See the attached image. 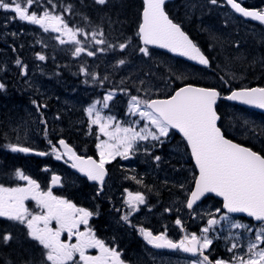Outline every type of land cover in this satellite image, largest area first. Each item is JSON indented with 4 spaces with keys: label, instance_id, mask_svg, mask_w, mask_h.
<instances>
[{
    "label": "snow or ice",
    "instance_id": "6c2138e0",
    "mask_svg": "<svg viewBox=\"0 0 264 264\" xmlns=\"http://www.w3.org/2000/svg\"><path fill=\"white\" fill-rule=\"evenodd\" d=\"M95 2L104 5L107 0H95ZM37 3L38 0H0V10L11 11L15 14L14 18L39 25L45 32L49 30L66 32L70 37L67 42L77 45L73 51L74 56L85 52L88 56L96 55L95 51L80 46L81 40L76 39L77 34L84 35L85 39H88L89 34L84 33L80 28L69 27L62 16L53 15L49 11H44L42 15L31 11L33 5ZM143 3L142 22L138 28L139 38L145 45L139 49L141 53L145 56L149 55V49L146 46L156 45L197 61L201 65H209V59L201 49L182 31L179 24L169 18L164 9L165 0H143ZM210 3L215 5L218 0H210ZM227 4L242 16L264 24V9L250 10L243 7L237 0H227ZM90 36L96 45L106 43L104 39H97V36H103L102 32H92ZM60 43L64 44L66 41L60 39ZM127 46V43L118 45L120 50H124ZM109 47L116 46L109 45ZM99 51L104 49L101 48ZM38 59L43 61L45 56L38 55ZM16 63L20 65L21 61L17 60ZM118 64H125V60L120 59ZM81 72L92 75L93 79H96L95 74L88 73L85 68H81ZM5 87V84L0 82V90H4ZM112 98V93L104 96L105 108L108 107L107 102ZM219 98L221 93L214 87H195L190 84L176 90L173 95L165 99L141 100L137 96H132L129 101V112L133 115L138 114L148 122L140 131H136L134 127H121L119 123L115 125L114 130H109L115 118L102 117L94 103L86 109L89 117H92L95 112V118L91 119L90 123L98 125L99 133L108 137L107 140H100L97 136L99 143L96 144V148L99 160L77 155L64 139H60L56 144L49 141L51 153L57 160L66 156L72 161V167L84 173L89 180L96 181L102 191L104 178L107 175L105 168L107 163L117 156L127 159L137 141H146L150 137L151 140L163 144L164 140L161 138L168 137L170 130L175 129L187 142L198 168V176L195 178L194 188L188 194L186 207L192 209L202 197L214 193L222 197L223 208L228 213H246L264 224V155L225 137L221 128L217 126L219 116L215 106ZM225 98L264 109V87L233 90ZM33 103L35 104V101ZM141 104L144 105L143 110ZM40 107H46V105H37V111ZM149 124L155 131L149 129ZM4 147L13 153L27 154L35 151L33 148L20 144L9 143ZM35 154L45 156L49 153L36 152ZM160 159V156L155 157L157 161ZM15 178L27 183L25 186L16 187H5L0 184V218L23 225L27 230V238L42 246L43 259L40 264H81V262L82 264H125L121 259V253L116 248L109 247L102 240L97 239L92 229L87 227L89 219L94 215L92 211L77 207L71 201L53 195L51 188L42 191L36 180L19 169L15 171ZM132 179L136 178L132 177ZM59 180L60 177L52 176L53 185ZM137 183L141 181L137 180ZM27 200L36 201L41 211L38 213L30 211L25 205ZM144 203L145 197L142 193L129 192L125 200L129 212L121 219L130 222L131 213L138 211V205ZM219 211L217 209V212ZM220 219H227V216H222ZM53 221L56 224L55 228L51 226ZM218 223L219 221L214 217L210 218L207 221L208 226L201 230L202 235L198 236L196 233L184 235L178 242L169 239L166 231L154 234L144 227H140L138 231L147 244L155 248L181 249L203 257L201 260L193 261V264H213L208 256L204 255V250L213 243L206 234ZM175 224L183 230L180 219H176ZM81 225L86 227L85 231H80ZM232 227L251 231L248 225L240 223H234ZM64 233H67V241L61 239ZM73 237H75V243L71 242ZM11 240L13 235L10 232L0 235V243L8 244ZM261 244H264V227L257 232L255 242L249 243L247 258L234 256L232 261L217 259L214 264H264V247H260ZM236 247L237 245L233 244L229 251ZM91 248L99 249V255L86 254ZM23 264H32V262L24 261Z\"/></svg>",
    "mask_w": 264,
    "mask_h": 264
},
{
    "label": "rangeland",
    "instance_id": "374dc122",
    "mask_svg": "<svg viewBox=\"0 0 264 264\" xmlns=\"http://www.w3.org/2000/svg\"><path fill=\"white\" fill-rule=\"evenodd\" d=\"M198 1L181 0L180 3H177V6L191 10L193 13L189 14L190 17L196 16L199 20H202L211 14L214 8L210 4H199ZM34 7L35 5L32 8ZM44 11H49L53 15L62 16L66 21L65 17L61 15L60 9L50 10L42 8L38 14L42 15ZM177 11L178 9L173 7V12L176 13ZM0 16V69L2 68L5 71L12 69V66H18L16 61L20 60L19 75L15 78V83L22 86L29 95L37 99L42 97L41 104L47 105L49 108L38 113L37 109L30 108L26 103L19 102L17 108L20 107L22 112H19L20 115L17 118L18 123L14 126H9L8 132L3 137L8 139L12 144L27 146L33 148L36 152L49 153L48 155L40 156L41 158H45L39 162V166L43 171L36 170V167H33L34 163H30L34 159H29L27 161L29 164L27 171L24 173L33 179L37 176L38 180L43 184L47 183L43 191H47L50 188L49 186H52L50 179L48 180L49 177H47L45 182V173L48 174L55 168L56 172H64L63 176L66 183L70 181L68 174L61 164L64 158L62 157L60 160L55 158V155L51 153L49 141L56 144L60 138L69 136L71 129L81 131L85 137L87 136L86 143L88 144H94L95 139L99 143L97 136L100 137V140H107L106 136L99 133L98 125L90 123L91 119L95 118V112L92 117H89L86 109L95 103L96 110L100 112L101 116L104 115L102 117H105V107L103 106V101L96 103L98 100H94L96 93L83 91L82 88L86 85L82 86V84L88 83L90 75L82 73L81 68H85L88 73H94L99 78L107 77L108 81L114 87L115 82H117L119 86L117 93L122 94L124 99V117L123 121L119 122V125L121 127H134L136 131L144 128L148 122L143 120L138 114L133 115L129 112V101L132 96H137L141 100L166 97L173 92L176 84L182 85L189 81L218 85L223 90L232 88L236 84L241 85L243 81V77L234 72L231 62V58L234 55L228 43L232 42L234 32L230 28V22L228 20L224 24H216L212 19L210 21L211 23L201 21L197 26H191L193 32L196 27L203 30L205 26H208L204 31L210 39L206 38V40L210 41L212 46L215 47V49L211 50L206 46V49L210 50L214 62L210 67V71L201 72L190 69L186 67L187 65L180 67L179 60L177 61L166 54L160 55L149 50V55L145 56L139 51L140 47L135 38L136 34H124L129 31L131 24L120 23L118 26H114L113 24L112 27H109L111 31L116 32L118 35V37L112 35V44H110L116 47H109L106 44L96 45L92 41L90 34L92 32L100 33V31L92 29L86 31L82 29L84 33L89 34L88 39H85L84 35L81 34H77L76 39L81 40L82 43L80 46L95 51L96 55L88 56L85 52L79 56H74L73 51L77 45L67 42L70 40V37L66 32H62L61 35L50 34L41 30L36 25L14 18L15 14L11 11L0 10ZM180 16L187 22L191 21L190 25L192 24V19L184 16V11L180 13ZM68 26L73 29L77 28L75 24ZM119 38L121 39L118 40ZM60 39L65 40L66 43L61 44ZM97 39H102V37L97 36ZM37 40L41 44L49 46V50L53 49L54 51L52 56L50 54L49 59L44 55L45 60H43L42 64L41 60L38 59L37 52L43 54L42 51L44 48L40 44H37ZM116 40H118L117 44L115 42ZM120 43H127L128 46L124 50H120L118 47ZM101 48L104 51H99ZM117 51L120 54L115 53ZM55 54H59V61L64 62V64H67L69 60L75 62L78 68V77L75 83L71 82L67 84L62 80L55 81L53 72L50 69L53 61H56L53 60ZM238 54H242V52ZM119 56H122L125 64H118L119 60L117 58ZM238 63L236 62L235 64ZM47 64L49 65V70L45 71L46 68L42 67H46ZM66 66L72 68L71 65H63V67ZM217 72H220L222 76L219 77ZM0 75L2 76L0 79L8 82L9 79L2 70H0ZM50 79H53L54 82H51ZM10 80L12 81L14 79L11 78ZM90 82L95 84V79H91ZM109 93H112L113 96L115 95V92ZM56 96L60 98L58 103H55ZM143 108L144 105L141 104V109L143 110ZM220 110H223L222 113L225 118L223 119L222 125L228 134L231 136L236 135L237 137H249L253 134L252 139L257 140L259 144L264 142V126L249 125L244 113L228 108L225 104L220 105ZM114 127L112 126L109 130H114ZM148 127L155 131L150 124ZM84 128H87L88 132L83 131ZM90 130L95 134V137L94 135L89 136ZM161 139L165 142L166 138ZM72 144L77 145L74 142ZM159 148H161V144L158 141L151 140L149 137L146 141H137L133 151H143L145 154H154L155 152L150 159L140 158V160H144L141 163H146V161L151 163L150 167L153 169H151V173H153L149 180L150 183L155 184V196L161 195V191H166L167 202L170 204L167 206V209L171 214H174V219L171 221V228L174 229L177 227L175 224L176 219L184 222L186 220V235L196 233L199 236L202 235L201 230L208 226L207 221L214 217L219 223L212 226V229L206 234L213 240V243L204 252L213 251V246L218 247L220 241L221 246L227 249V254L231 255L229 261H232L234 256H245L247 258L248 245L250 242H255L256 234L263 226L247 224L230 217L221 210L220 206H217L212 201H206L207 203L199 205L192 212H188L186 209V198H188L196 176L190 155L181 140H175V142H172V145H167L164 149ZM95 149L98 152L97 148ZM61 151L63 152V150ZM156 156H160L161 159L159 161L155 160ZM138 174L140 175V171ZM135 178L139 177L136 175ZM66 187L68 188L69 186ZM217 209L220 211L217 212ZM180 210L182 211V215H180ZM222 216H227V219H220ZM234 223L248 225L251 231L245 228H234L232 227ZM233 244H236L237 247L229 251ZM260 247H264V244H261ZM198 260L201 259H188L184 262L183 260L158 258L155 262L156 264H193V261Z\"/></svg>",
    "mask_w": 264,
    "mask_h": 264
},
{
    "label": "flooded vegetation",
    "instance_id": "af4514ba",
    "mask_svg": "<svg viewBox=\"0 0 264 264\" xmlns=\"http://www.w3.org/2000/svg\"><path fill=\"white\" fill-rule=\"evenodd\" d=\"M180 2L181 0L179 3ZM237 2H240L243 7L250 10L264 9V0H237ZM198 3L206 5L210 4L211 7L214 8V11L211 12V14L207 17L203 18L202 21L211 18L216 22V24H224L228 20L230 22V28L234 32L232 40L230 39L232 42H229L228 46L233 50L234 56L231 58V62L234 72L242 76L243 81L241 85H234L232 90L228 88L226 93L235 89L264 87V24H262L260 21L246 20L243 17L236 15L228 7L226 0H218V3L215 5L211 4L210 0H199ZM185 10L187 12H191L189 9ZM187 16L190 17L189 14H187ZM190 18L192 19V22L195 21L197 23L200 21L196 16H192ZM41 30H43V28H41ZM47 32L54 34L51 30ZM209 43L211 42L208 41L206 45L208 48ZM212 43L214 42L212 41ZM37 44H40L44 48L42 51L43 54L37 52V55H45L48 59L50 58V54L51 56L53 55L54 51L53 49H51L52 51L49 50V46L41 44L38 42V40ZM213 49H215V47ZM241 52L242 54H238ZM53 60L56 61H53L50 69L53 72L55 81L58 82L59 80H62L67 84L71 82L75 83L74 77L70 75V73L75 72L76 70L75 62L69 60L67 64H64V62L59 61V54H55ZM42 62L43 61L41 60V64ZM236 62L239 63L235 64ZM63 65H71L72 68L67 66L63 67ZM48 66L49 65L47 64L46 67L43 66L42 68H46L45 71H48ZM242 67L243 70H241ZM19 68L20 65L16 67L12 66L13 70L8 69L5 71L2 68L0 70L4 72L9 80L11 78L15 80V78H17L19 75ZM91 79H93L92 75H90V79L88 81L89 86H83L82 89L87 93H96V97L94 95V100L103 101L104 96H106L109 92L114 91V89L107 88V79H104V77L99 78L96 75L95 84L90 82ZM50 80L51 82H54L53 79ZM115 86L118 87L117 82H115ZM223 94L225 95V93ZM35 99V104L28 103L27 100H22L21 102L26 103L28 107L33 109H37V105L39 104L43 106V104H41L42 97ZM59 100L60 98L56 96L55 103H58ZM3 101V103L7 102L6 97H4ZM123 102V95H119L117 92H115L113 98L107 102L108 107L105 108V117L108 115L115 118L111 122L113 123L111 124L112 126H115L117 123L123 121ZM229 105L230 108L244 113L249 125L264 126V113L234 104ZM47 109H49L47 105L46 107H41L38 113H41ZM17 110L18 112H22L20 107ZM83 131H87V128H84ZM69 132L70 133L67 138H71L74 143H78L79 137H83V135H81L82 132L76 129H71ZM92 133L93 132L90 130V134ZM252 135L253 134H251L249 137H237L236 135L231 136L229 134L233 140L243 142L245 143L246 147H249L255 152L264 155V142L259 144L257 140L252 139ZM84 140L86 141V138H84ZM175 140L178 139L174 135H169L166 137L165 142L169 145H172V142H175ZM75 152L77 155H80L84 158L92 157L96 160H99L97 151L75 150ZM154 154H145L143 151H133L127 159L117 156L110 163H107L105 165L107 175L104 180L102 191H100L101 186L99 184L90 183L86 176H81V174L73 171L71 166L72 163L69 162L66 156L63 157L64 161L61 162V164L63 165L65 172L68 174L70 179L69 183L64 181V172H56V168L51 171L50 176L45 173V182L47 177H49L48 180L50 179L52 186V176L55 175L60 177L59 184H57L55 187L48 185L52 189L53 195L67 199L74 203L77 207L88 209L94 213V215L89 219L87 227L92 229L97 239L102 240L109 247L116 248L117 251L121 253V259L125 262V264H156L155 261L158 258H168L178 261L183 260L184 262L189 259L186 252L181 249L155 248L152 245L147 244L138 231L140 227H144L152 231L154 234H160L166 231L168 238L175 242H178L183 238L184 235L187 234L186 220L185 222L181 220L183 230H181L180 226H177L174 229L171 228V221L174 219V214H171L167 209V206L170 204L167 202L166 191H161V195L155 196L156 190L154 183H150L149 180L153 173H151V163L148 161H146V163H141V161L144 160H140V158L150 159ZM30 163H34L33 167H36V170L43 171L40 166L37 167V163H39L37 160H33ZM54 164L57 165L56 162H54ZM139 171L140 175L138 174ZM136 175L139 178L132 179V177H136ZM34 180L37 181L41 187V190L43 191L47 183L43 184L38 180L37 176H35ZM137 180L141 181V183H137ZM21 181L22 180H20L16 185L8 184L4 186H25L27 182ZM20 183L21 185H19ZM66 186L69 187L67 188ZM129 192L142 193L145 197V203L138 205V211L131 213L129 216L130 222H125L121 219V217L129 212L128 206L125 204V200L127 199ZM25 205L33 213H38L41 211V209L37 207L36 201L34 200L25 201ZM180 215H182L181 210ZM234 217L242 222L249 224L252 223V220L250 219H246L244 217ZM51 226L53 228L56 227L55 221L52 222ZM85 230L86 227L81 225L80 231ZM6 232H10L13 235V240H11L8 244L0 243L3 247L20 244L21 246L30 248L32 256L28 261H31L32 264H40V261L43 259L42 246L27 238V230L23 225L8 221L5 218H0V235ZM61 239L67 241V233H64L61 236ZM71 242L75 243V237L72 238ZM86 254L93 256L99 255V249H88ZM204 254L209 257L213 264L217 259L229 261L231 257V255L227 254V249L221 246L220 241L218 243V247L213 246V251H206ZM198 257L202 258L201 256ZM0 264H10V262L0 258Z\"/></svg>",
    "mask_w": 264,
    "mask_h": 264
},
{
    "label": "trees",
    "instance_id": "16d2710c",
    "mask_svg": "<svg viewBox=\"0 0 264 264\" xmlns=\"http://www.w3.org/2000/svg\"><path fill=\"white\" fill-rule=\"evenodd\" d=\"M37 6H42L43 9L50 10L60 9V12L62 13L61 15L65 17L69 24H75L77 28L84 29L86 31L89 29L98 30L103 33L105 39L109 37L110 33H112L111 35L117 34L116 32L111 31L109 27H112L113 24L114 26H118L120 23L129 25L131 24L129 31L124 33L125 35H135L142 11L141 0H107V3L104 5L97 4L95 0H51V2H49V0H38ZM177 9L178 11L175 13L173 12V8L170 5L166 8L171 18L176 23L181 25V27L191 36V38L202 48L205 54L208 53L207 55L210 56L209 51L206 49V38L208 39L209 36H207V33L204 31L208 26H205L203 30L196 27L193 32L191 30V26H197L200 23L193 21L190 25L191 21L187 22L182 18V16H180V7ZM191 13L193 12L185 11L184 16L185 14ZM187 18L190 19L189 16H187ZM211 20L212 19L210 18L204 23H208ZM209 46L212 47L210 44ZM158 54L164 55L161 53ZM178 63H180V67H182V65H187L186 67L194 69L184 62L178 61ZM217 73L219 77L222 76L220 72ZM187 83L219 89L218 85H211L208 83H200L195 81H189ZM5 86L10 93L11 101H7V104L3 103V99L0 97V183L6 184L7 181H12L14 184L16 182V180H14L15 171L17 169H27L29 164L25 163L24 156L8 153L9 149L4 146L11 142L3 137V135L8 132L9 126H14L18 123L17 118L19 117L20 113L17 110L19 104L16 99L20 94H23V91L25 90L13 80L11 82H7ZM176 87L178 88L179 84H176L175 88ZM222 92L225 93V90L222 89ZM218 109L219 114L221 115L222 119H224L225 116L222 113L223 110H220V105L218 106ZM71 126H69V128H71ZM65 138L69 143L73 142L71 138L68 139L66 136ZM78 144L81 146L75 147V150L94 151L93 143L88 144L81 141ZM28 159L32 160V158ZM31 256V249L21 246L20 244L9 247H3L0 244V258L10 262V264H23V262L28 261Z\"/></svg>",
    "mask_w": 264,
    "mask_h": 264
},
{
    "label": "water",
    "instance_id": "95a60500",
    "mask_svg": "<svg viewBox=\"0 0 264 264\" xmlns=\"http://www.w3.org/2000/svg\"><path fill=\"white\" fill-rule=\"evenodd\" d=\"M142 1V3H143V0H141ZM172 1H174V0H165V5L167 4V3H170V2H172ZM165 5H164V9H165ZM229 6V8L236 14V15H238V16H241V17H243L244 19H246V20H253V21H257V20H254V19H251V18H248V17H244V16H242L240 13H237L234 9H232L231 8V6L230 5H228ZM143 7H144V3H143ZM165 12H166V10H165ZM142 13H143V10H142ZM167 13V12H166ZM168 14V13H167ZM169 16V15H168ZM170 18V17H169ZM171 19V18H170ZM141 22H142V14H141ZM174 22V21H173ZM175 23V22H174ZM181 29H182V27H181ZM182 31H184L183 29H182ZM185 32V31H184ZM186 33V32H185ZM187 34V33H186ZM188 35V34H187ZM189 36V35H188ZM189 38L191 39V37L189 36ZM140 39V38H139ZM192 40V39H191ZM193 41V40H192ZM194 42V41H193ZM140 43H141V46L142 47H145V45H143V43H142V41L140 40ZM195 43V42H194ZM146 47H149V48H151V49H155V50H159V51H161V52H164V53H167V54H169L170 56H172V57H175V58H177V59H180V60H183V61H185V62H187V63H189V64H191V65H194V66H197V67H201V68H205V69H207V68H209L210 67V63H209V65L208 66H204V65H201V64H199L197 61H193V60H190V59H188L187 57H185V56H181V55H179L178 53H174V52H171V51H169L168 49H166V48H160V47H158V46H156V45H147ZM207 57V56H206ZM209 59V58H208ZM209 62H210V60H209ZM189 85V84H188ZM190 85H192V84H190ZM186 85H184V86H182V87H185ZM192 86H195V85H192ZM182 87H180V88H182ZM195 87H199V86H195ZM180 88H178V89H180ZM177 89V90H178ZM175 93V92H174ZM173 93V94H174ZM172 94V95H173ZM231 94V93H230ZM229 94V95H230ZM227 97V96H226ZM161 99V98H160ZM165 99V98H164ZM221 98H219L218 100H217V103H216V106H217V104H218V102H219V100H220ZM224 99V101H226V102H228V103H231V104H235V105H238V106H241V107H248V108H251V109H253V110H256V111H259V112H262V113H264V109H262V108H259V107H257V106H255V105H248V104H244V103H241L240 101H234V100H228V99H226L225 97L223 98ZM216 106H215V108H216ZM218 114V113H217ZM219 116V115H218ZM219 120H220V117H219V119L217 120V126H218V123H219ZM172 131H174L180 138H182L183 139V136H182V134L181 133H179L177 130H175V129H173ZM183 141L186 143V145H187V142L183 139ZM234 142V141H233ZM234 143H236V142H234ZM244 147V146H243ZM187 148H188V150H189V153H190V157H191V159H192V163H193V166H194V169H195V172H196V176H198V168L196 167V164H195V161H194V159L192 158V156H191V150H190V148L187 146ZM73 169V171H75V172H77V173H79V174H81V175H83V176H86L84 173H82V172H80L77 168H72ZM87 177V176H86ZM89 180V179H88ZM91 183H97L96 181H91V180H89ZM193 188H194V186H193ZM192 188V189H193ZM207 196H213V197H215L216 199H218V200H220V201H222V209L226 212V213H228L227 212V210L226 209H224L223 208V199H222V197H218V196H216L214 193H210V194H207L205 197H207ZM205 197H202L201 198V200L200 201H197V203L196 204H194L193 205V208L196 206V205H198ZM192 208V209H193ZM188 209V208H187ZM192 209H188L189 211H191ZM229 214H232V215H241V216H246V217H249L246 213H239V212H237V213H229ZM256 221V220H255ZM256 222H259V221H256ZM188 255H190V256H192V257H195V256H197L198 254H196V255H193L192 253H189V252H186Z\"/></svg>",
    "mask_w": 264,
    "mask_h": 264
}]
</instances>
